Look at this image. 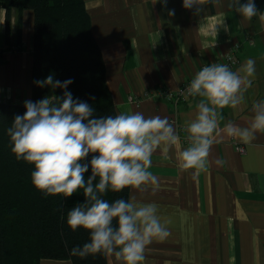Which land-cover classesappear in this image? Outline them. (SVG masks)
Instances as JSON below:
<instances>
[{
    "label": "crops",
    "instance_id": "crops-1",
    "mask_svg": "<svg viewBox=\"0 0 264 264\" xmlns=\"http://www.w3.org/2000/svg\"><path fill=\"white\" fill-rule=\"evenodd\" d=\"M231 2L204 0L185 9L183 0H168L166 6L153 0H84L116 114L167 116L181 147H187L185 126L195 118L199 98L169 103L161 91L176 90L202 64L234 54L233 71L253 59L255 78L237 108L218 110L219 128L229 122L248 127L253 103L264 100V23L258 15L245 20L228 7ZM32 42L33 12L11 9L6 22L0 6V102L31 101ZM221 134L223 141L210 149L207 171L198 177L192 169H179L173 147L152 156L150 171L159 178L155 192L129 189L128 198L155 202L162 217L172 220L170 236L154 239L142 264H264V133L247 144ZM40 264L71 263L45 259ZM106 264L120 262L107 256Z\"/></svg>",
    "mask_w": 264,
    "mask_h": 264
},
{
    "label": "clouds",
    "instance_id": "clouds-1",
    "mask_svg": "<svg viewBox=\"0 0 264 264\" xmlns=\"http://www.w3.org/2000/svg\"><path fill=\"white\" fill-rule=\"evenodd\" d=\"M157 2L166 6L168 0H153V4ZM203 2L183 0V7L192 9ZM209 2L218 4L219 0ZM228 7L245 20L258 15L264 23V12L258 11L254 0L243 4L232 0ZM200 11L197 7V14ZM174 14V9L169 10V16ZM221 25L228 31L224 21ZM255 72V60L248 59L235 71L227 64L212 63L195 74L181 92L186 100L199 98L195 118L185 126L188 146L184 148L167 116L145 118L141 112H119L92 118L94 109L67 91L71 79L54 80L49 74L44 80L36 81L41 88L63 89V96L25 101V113L16 115L6 132L16 159L34 165L31 181L39 191L69 198L83 190L85 202L67 212L66 222L72 231L88 232L89 241L73 247L70 256L87 258L103 254L114 256L120 264H142L147 246L154 239L170 236L171 218L162 217L155 202H142L135 195L112 202L104 199V195L108 191L120 193L126 188L155 192L159 178L150 169L157 150L167 153L175 147L179 169L194 170L195 178L207 171L211 147L223 141L221 131L246 144L255 139L257 132L264 133V100L253 103L254 116L248 127L229 122L223 130L219 128L222 116L218 110L235 109L244 101ZM216 163L223 166L224 161ZM89 168L91 175L86 180Z\"/></svg>",
    "mask_w": 264,
    "mask_h": 264
},
{
    "label": "trees",
    "instance_id": "trees-1",
    "mask_svg": "<svg viewBox=\"0 0 264 264\" xmlns=\"http://www.w3.org/2000/svg\"><path fill=\"white\" fill-rule=\"evenodd\" d=\"M247 0H240L246 3ZM264 12V0H254ZM6 22L11 9L33 12L31 47V101L46 96H63V89L43 88L36 81L49 74L54 80L73 82L68 86L74 99L88 103L92 118L116 115V109L105 80L102 54L92 31L84 0H0ZM24 103L0 102V264H40L41 260H68L71 264H106L107 256H70V250L89 241L83 229L72 231L67 212L85 202L83 190L72 197L48 196L31 181L34 165L17 160L7 135L16 115H23ZM91 155L86 159V163ZM91 169L85 173V179ZM98 181H94L96 183ZM129 189L120 193L108 191L104 199H128Z\"/></svg>",
    "mask_w": 264,
    "mask_h": 264
},
{
    "label": "built area",
    "instance_id": "built-area-1",
    "mask_svg": "<svg viewBox=\"0 0 264 264\" xmlns=\"http://www.w3.org/2000/svg\"><path fill=\"white\" fill-rule=\"evenodd\" d=\"M235 50L238 49V46H235L234 47ZM212 63H222V64H227L231 70L235 69V67L237 66V59L235 57L234 54H226L223 56V58H221L220 60H217L215 62H212ZM211 63V64H212ZM210 63H206V64H202L200 67H199V70L200 71L204 66L206 65H211ZM197 73V72H196ZM195 76V75H194ZM194 76L188 78L180 87H178L176 90H170V89H167V88H164L162 91H161V95L162 97L165 99L166 102H169V103H183V102H186L187 100L181 95V92H183L184 90L187 89V87L189 86L191 80L194 78ZM235 149L239 152V153H242L244 151V148L242 146H235Z\"/></svg>",
    "mask_w": 264,
    "mask_h": 264
}]
</instances>
